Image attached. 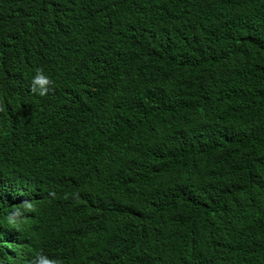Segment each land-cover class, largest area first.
<instances>
[{"label": "trees", "instance_id": "trees-1", "mask_svg": "<svg viewBox=\"0 0 264 264\" xmlns=\"http://www.w3.org/2000/svg\"><path fill=\"white\" fill-rule=\"evenodd\" d=\"M37 253L264 264V0H0V264Z\"/></svg>", "mask_w": 264, "mask_h": 264}, {"label": "clouds", "instance_id": "clouds-1", "mask_svg": "<svg viewBox=\"0 0 264 264\" xmlns=\"http://www.w3.org/2000/svg\"><path fill=\"white\" fill-rule=\"evenodd\" d=\"M52 79L42 69H37L32 77L31 88L33 92H37L40 96L48 94L52 89ZM9 222H13L10 218ZM32 264H62L59 259L50 258L43 253H37L36 257L32 261Z\"/></svg>", "mask_w": 264, "mask_h": 264}]
</instances>
